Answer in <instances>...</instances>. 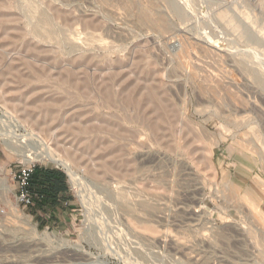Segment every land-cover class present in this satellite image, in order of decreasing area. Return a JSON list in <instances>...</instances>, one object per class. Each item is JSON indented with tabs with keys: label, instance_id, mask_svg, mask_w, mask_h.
I'll list each match as a JSON object with an SVG mask.
<instances>
[{
	"label": "rangeland",
	"instance_id": "rangeland-1",
	"mask_svg": "<svg viewBox=\"0 0 264 264\" xmlns=\"http://www.w3.org/2000/svg\"><path fill=\"white\" fill-rule=\"evenodd\" d=\"M0 264H264V0H0Z\"/></svg>",
	"mask_w": 264,
	"mask_h": 264
},
{
	"label": "crops",
	"instance_id": "crops-1",
	"mask_svg": "<svg viewBox=\"0 0 264 264\" xmlns=\"http://www.w3.org/2000/svg\"><path fill=\"white\" fill-rule=\"evenodd\" d=\"M64 174V172L55 170L53 168L43 169L42 167H39L34 174L32 180L34 204L32 205V207L38 206V212L46 217L41 218V222L46 221L45 219H47V221H50L51 219L49 218V216L58 220L60 212H62V214L66 212L65 204L67 202H62L61 200H59V202H55L54 205L51 202L53 197L57 198L58 195H60L61 193H66L69 189L67 183H64ZM58 177H60L59 180ZM58 182L60 183L61 188L62 186L64 188L65 184V188L61 189L60 191H55L52 189V184H57ZM56 201H58V199Z\"/></svg>",
	"mask_w": 264,
	"mask_h": 264
},
{
	"label": "bare ground",
	"instance_id": "bare-ground-1",
	"mask_svg": "<svg viewBox=\"0 0 264 264\" xmlns=\"http://www.w3.org/2000/svg\"><path fill=\"white\" fill-rule=\"evenodd\" d=\"M44 19L45 20H47L48 21V18H46V17H44ZM151 21V20H150ZM154 23V22H153ZM109 95V94H108ZM111 95V94H110ZM12 112V111H11ZM10 112V110L9 111H7L6 112V115H7V118H9V120H10V118L11 119H14L12 122H13V124H14V121L17 119L18 120V118H15L14 116H13V114ZM3 121V120H2ZM19 121V120H18ZM17 122H15V124H16ZM22 123V122H21ZM21 124H19V126H20ZM152 125H155L154 123L152 124ZM156 127H157V125H156ZM155 127V128H156ZM153 128V127H152ZM158 128V127H157ZM82 129H85V128H82ZM154 129V128H153ZM159 129V128H158ZM88 130H89V128H88ZM113 130V129H112ZM154 130H156V129H154ZM35 131V130H34ZM33 130L32 131H28L27 133L28 134H26L27 135V137L28 138H31L30 140L33 142H35L40 148H41V158H40V160H43V161H45V160H47V161H50V162H54V163H56V164H61V165H63V166H65V167H67V169H69V171L72 173L71 175V177H73V179L75 180L76 179V176L77 175H75L74 174V172L72 171V168L70 167V165H69V163H68V161L64 158V157H62L60 154H59V152L56 150V149H54V147H52L51 145H52V143L50 144V141L49 140H46V138H44L41 134H39V132L38 133H35ZM86 131V130H85ZM111 131V130H110ZM84 132V131H83ZM25 135V136H26ZM153 136V135H152ZM33 142V143H34ZM38 147V148H39ZM39 154V153H38ZM38 156V155H37ZM39 157V156H38ZM37 159V158H36ZM39 159V158H38ZM29 161H35L34 159H29ZM38 161V160H37ZM107 166V165H106ZM110 167V166H109ZM107 169H109L108 168V166H107ZM75 175V176H74ZM79 179V178H78ZM77 181V180H76ZM123 194H125V191H123ZM141 203V202H140ZM141 208L143 209V210H146V209H148V208H151V205L149 204V203H147V202H142L141 204ZM139 205V206H140ZM128 209H130L131 211H134L135 209H134V206H132V205H127L126 206ZM151 212V211H150ZM31 224V223H30ZM34 228H36L35 226H34ZM36 230H38L37 228L35 229V231ZM70 247V248H69ZM68 251H70L71 253H72V255H74V256H78V255H81L83 252H82V250L80 249V248H78L77 246L75 247V246H68ZM82 252V253H81ZM83 255V254H82ZM80 257H82V256H80ZM80 257H78L79 259H80ZM83 258V257H82ZM41 259V258H40ZM42 260V259H41ZM41 260H40V262H41ZM36 261H38V260H36ZM45 261V260H44ZM49 261V260H48ZM51 261V260H50ZM43 263V262H42Z\"/></svg>",
	"mask_w": 264,
	"mask_h": 264
},
{
	"label": "built area",
	"instance_id": "built-area-1",
	"mask_svg": "<svg viewBox=\"0 0 264 264\" xmlns=\"http://www.w3.org/2000/svg\"><path fill=\"white\" fill-rule=\"evenodd\" d=\"M37 167L35 163L22 164L15 173H12L14 180L17 182L18 203L22 206L34 204V193L31 180Z\"/></svg>",
	"mask_w": 264,
	"mask_h": 264
},
{
	"label": "trees",
	"instance_id": "trees-1",
	"mask_svg": "<svg viewBox=\"0 0 264 264\" xmlns=\"http://www.w3.org/2000/svg\"><path fill=\"white\" fill-rule=\"evenodd\" d=\"M39 167H37V169H38ZM36 169V170H37ZM36 172V171H35ZM35 172H34V174H35ZM34 174H33V176H32V180H33V177H34ZM65 178H66V175L64 174V177H63V179H64V183H65ZM60 179V177H58V180ZM32 180H31V182H32ZM64 188H65V184H64ZM63 188V186H62V188H61V185H60V183L58 182L57 184H55V183H53L52 184V189L53 190H55V191H60L61 189H64ZM54 196V195H53Z\"/></svg>",
	"mask_w": 264,
	"mask_h": 264
}]
</instances>
